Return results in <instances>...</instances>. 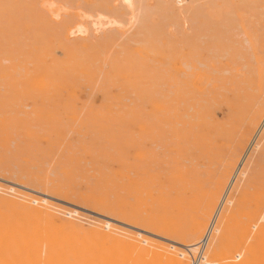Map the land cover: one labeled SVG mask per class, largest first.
<instances>
[{"label": "rangeland", "instance_id": "1", "mask_svg": "<svg viewBox=\"0 0 264 264\" xmlns=\"http://www.w3.org/2000/svg\"><path fill=\"white\" fill-rule=\"evenodd\" d=\"M127 1L0 0V197L43 200L86 231L117 223L56 194L147 210L165 227L168 199L214 205L199 240L152 251L238 263L264 247V0Z\"/></svg>", "mask_w": 264, "mask_h": 264}, {"label": "bare ground", "instance_id": "2", "mask_svg": "<svg viewBox=\"0 0 264 264\" xmlns=\"http://www.w3.org/2000/svg\"><path fill=\"white\" fill-rule=\"evenodd\" d=\"M181 1L184 3L183 0ZM153 110L156 113V118L159 113L161 114L160 119L157 118L158 122L164 123L169 120L165 103L154 105ZM219 126L221 127V125ZM217 127L218 125H214L213 131L216 132ZM251 132L243 133L241 138L243 145L240 146V151H242ZM212 139V135H201L199 142H201L204 151L219 150ZM138 157H140V153ZM242 157L244 156L242 155ZM236 161V158L231 160L233 165ZM239 165L241 164L239 163ZM133 185L137 186L138 189L142 187L140 182ZM17 187L20 189L22 186ZM55 196L71 204H79L92 211L100 212L113 219L112 221L116 222L117 226H112L107 230L104 229V226H99L92 231H86L76 222L62 218L59 215L60 211L55 209L52 204L42 205L43 200L41 203L37 202V199L31 201V203L36 204L33 206L27 199L19 202L9 197H0V208L3 206L11 207V210L7 212H2L0 209V264H185L178 258L181 255H177L175 252L165 251L158 254V252L152 251L156 239L173 238V241L180 245L191 237L194 240H199L208 225L210 215L214 211V205H210L204 211L197 213L192 205L185 203L188 201L187 198L180 201L168 199L164 212L172 220H168L170 226L165 227L154 220L147 210L138 211L121 206L110 208L83 197L58 194ZM15 197L19 198L18 196ZM230 217V214L224 212L218 214L216 226L222 223L228 225ZM185 221L189 222V230L184 226L177 229L171 226L177 223L181 226ZM105 226H109V221H106ZM219 235L214 236L218 242L216 246L214 244L210 248L222 247L221 242L224 240V234ZM37 242L39 245L35 247ZM178 244L176 245L178 246ZM207 244L205 241V245ZM250 245L252 246V244ZM172 247L174 248V246ZM169 249H171L170 246ZM200 258L204 259L203 257ZM233 259L234 257L228 258L230 261ZM231 264H264V247L253 245L246 251L240 262L233 261Z\"/></svg>", "mask_w": 264, "mask_h": 264}]
</instances>
